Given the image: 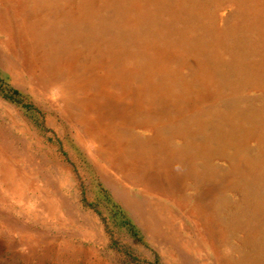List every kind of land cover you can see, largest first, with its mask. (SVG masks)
Returning a JSON list of instances; mask_svg holds the SVG:
<instances>
[{
  "label": "rangeland",
  "instance_id": "1",
  "mask_svg": "<svg viewBox=\"0 0 264 264\" xmlns=\"http://www.w3.org/2000/svg\"><path fill=\"white\" fill-rule=\"evenodd\" d=\"M0 264H264V0H0Z\"/></svg>",
  "mask_w": 264,
  "mask_h": 264
},
{
  "label": "bare ground",
  "instance_id": "2",
  "mask_svg": "<svg viewBox=\"0 0 264 264\" xmlns=\"http://www.w3.org/2000/svg\"><path fill=\"white\" fill-rule=\"evenodd\" d=\"M27 35V34H26ZM62 69V68H61ZM64 69V68H63ZM111 109V108H110ZM160 174V173H159ZM169 180V179H168Z\"/></svg>",
  "mask_w": 264,
  "mask_h": 264
}]
</instances>
